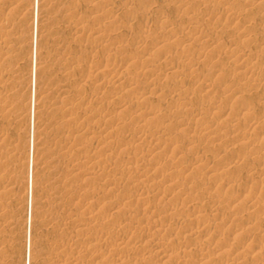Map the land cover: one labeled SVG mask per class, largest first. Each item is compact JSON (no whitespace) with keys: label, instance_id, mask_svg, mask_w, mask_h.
Instances as JSON below:
<instances>
[{"label":"rangeland","instance_id":"1","mask_svg":"<svg viewBox=\"0 0 264 264\" xmlns=\"http://www.w3.org/2000/svg\"><path fill=\"white\" fill-rule=\"evenodd\" d=\"M103 1L107 0H38L37 21L35 20L37 51L34 97H31L30 50L33 0H11L5 13H0V54L4 57L0 59V99L1 105L7 106L0 113V132H5L0 141V173L4 181L6 175L8 178L10 174L9 177L13 178L6 188L7 195L0 198V208L5 205L0 214V222L4 224L0 229V238L7 241L2 240L3 254L0 256V264H53L57 258L52 254L51 245L57 241L65 245V254L62 253V256L68 263L112 264L114 258L109 255L113 256L114 251H118L113 257L126 259L135 252L138 254L137 259L131 260L129 264H161L153 250L155 245L151 244V240L156 238L157 242L154 243L166 240V249L170 253H176L179 260L194 259L202 252L210 260L213 258V262L217 264H240L239 261L242 260L262 261L264 208L257 211L253 223L258 230L252 231V245L248 249L231 256L216 253V246L229 238L228 230L233 227L230 216H239L246 207L242 203L231 207L226 201H221L225 198L223 191L212 188L210 182L219 178L233 179L236 183L233 187L235 192L249 183L264 188V63L257 60L264 58V7L251 9L248 0H108L114 9V13L109 16L105 13L109 7L106 8ZM203 2L218 4L235 12L239 17L236 29H223L217 24L213 25L212 21L200 18L202 10L198 6ZM190 15L198 17L193 23L197 28L218 29L215 46L205 48L206 38L193 36L186 29ZM78 17H83L84 20L78 22ZM143 24L147 26L149 34L143 39V47L138 49L134 46L131 35H138L139 26ZM78 26L83 27L84 34L73 33L72 29L79 28ZM247 27H250L248 37L251 38L242 40L240 33L243 34ZM95 29L103 34L105 42L98 43L95 37L87 35L89 30ZM186 36H189L190 42L182 44L181 39L187 38ZM234 43L236 44L233 45ZM230 50L242 51L240 55L246 53L245 56L242 54L245 63L249 62L247 67L253 69L257 76H239L241 70H235V65L232 64L234 62L229 56V53L232 54ZM128 54L133 60L125 61L121 67L120 83L123 81V84L118 91L111 83H107L110 79L107 75L101 78L100 70L104 67L106 69L121 56L129 58ZM195 54L197 57L202 56V60L199 65L191 67L188 64ZM216 55L223 61L216 67L218 70L213 68ZM145 61L148 68L142 70ZM174 64L179 65L180 70L177 65L173 67ZM193 70L202 74H198L202 77H198L200 80L197 78L196 82L192 77ZM215 72L223 73L231 80L237 78V93L231 100L224 99L231 92L224 90L226 85L215 86L212 93L200 92L205 85L215 83L219 75ZM82 75L83 79L81 77L82 80L74 84L73 89L72 84ZM130 83L136 88L134 92L128 86ZM178 83L180 86H177ZM102 84L105 85L100 89ZM220 90H223V95ZM71 93H76L75 95L88 101L94 108L90 109L80 103L67 105L65 98L72 95ZM123 102H127L125 106ZM31 105L34 106L35 114L34 133L29 130ZM65 106L73 108L74 118L68 124L62 114ZM143 106L154 108L158 114L156 112L154 116L143 117ZM243 106L250 107L256 119H259L252 128L243 129L242 125L234 128L231 125L241 123L244 119V115L237 112ZM188 107L190 110L193 108L198 115L187 117L183 121L181 117L185 114L182 112ZM178 114L181 117H177ZM201 117L202 121L199 120ZM202 125L209 127L205 129ZM210 129L214 131L210 132ZM192 136L202 137L203 140L200 138L192 142ZM149 137H152V141ZM153 137L164 138L166 142L173 143L172 148L179 150L178 158H175L172 148L155 151L157 148ZM110 140H113L111 145L108 144ZM29 141L33 143L30 162L24 157ZM248 142L249 145H245ZM114 143L117 147L113 146ZM63 144H70V147L65 150ZM19 147L23 149L20 150ZM195 155L205 159L212 157V163L209 161L201 165L195 164L189 173L182 174L179 168L181 165L178 164L191 161ZM135 161L147 163L146 169L132 172L129 174L130 179L117 180V176L126 175L125 171ZM77 164L80 166L78 170L74 169ZM28 165H32L31 198L27 189ZM98 175L100 176L97 177ZM132 178L139 180L138 183L132 184ZM107 179L115 182H108ZM62 188L70 191L66 200L59 198ZM230 192L227 191L228 194ZM74 193L80 197L74 199ZM145 196L147 205H142L137 200ZM89 202L94 206L88 208ZM114 206L116 210L111 215L110 209ZM215 207L217 210L213 211ZM131 214L140 218L137 222L134 221L137 224L128 220ZM189 214L203 215V220L211 225L218 224L224 218L227 223L222 226L223 236H218L211 245L199 251L192 245L191 250L184 247L186 238L183 235L194 226L184 222ZM89 220L105 224L98 231L105 238L103 244L92 240L95 233L91 231L79 233L78 224ZM156 221L170 226L169 230L156 233L152 227L157 224ZM110 230L118 232L111 235L113 240ZM119 237L127 239L124 248L115 247ZM256 243L263 249L262 256H256L250 250ZM242 244L237 247L240 248ZM136 246L140 248L136 250ZM101 254H104L101 263H91ZM169 263L172 264L170 261L163 264Z\"/></svg>","mask_w":264,"mask_h":264},{"label":"bare ground","instance_id":"2","mask_svg":"<svg viewBox=\"0 0 264 264\" xmlns=\"http://www.w3.org/2000/svg\"><path fill=\"white\" fill-rule=\"evenodd\" d=\"M10 1L11 0H0V13H5V8H6V6L7 5H9L8 3H10ZM128 1V0H127ZM226 1V0H225ZM224 1V2H225ZM244 1V0H243ZM250 3H249V7L252 9V8H254V7H257V6H263L264 7V1L263 0H248ZM247 1V2H248ZM129 2V1H128ZM127 2V3H128ZM131 2V1H130ZM206 2V1H205ZM227 2H228V0H227ZM226 2V4H228ZM126 3V2H125ZM245 3V2H244ZM103 4H105V6H106V8L107 7H109L106 11H105V13H107V14H109V16H110V14H113L114 13V9H113V7H111L110 5V3H109V1L107 0V1H103ZM220 4H223V2L222 3H220ZM226 4H225V6H226ZM241 4H242V1H241ZM38 5V0H33V26H32V33H31V46H30V50H31V55H32V61H31V97H34V90H35V88H34V83H35V74H36V51H37V40H36V35H37V22H35V20H36V18H37V6ZM129 5V4H128ZM127 5V6H128ZM182 5H184V4H182ZM185 5H186V3H185ZM247 5V4H246ZM245 5V6H246ZM125 6V5H124ZM244 6V7H245ZM198 7H201L200 9L202 10V14L199 16L200 18H202L204 21H212V23H213V25H215V24H217L220 28H223V29H232V28H235L236 27V25H237V23L239 22V17H238V15H236V13L235 12H233L232 10L230 11V9H227V8H225V7H223V6H220V5H215V4H209V3H201ZM232 7V6H231ZM247 7V6H246ZM124 8V7H123ZM129 8V7H128ZM127 8V9H128ZM238 9H240V7L238 8ZM237 9V10H238ZM245 9V8H244ZM115 10H116V8H115ZM121 10V9H120ZM119 9H118V11H120ZM123 10V9H122ZM246 10H247V8H246ZM127 11V10H126ZM245 11V10H244ZM243 11V13H245ZM104 13V14H105ZM201 13V12H200ZM199 13V14H200ZM198 14V15H199ZM241 14H242V12H241ZM197 15V14H196ZM197 15V16H198ZM244 15V14H243ZM242 15V16H243ZM107 16V15H106ZM0 17H2V16H0ZM247 17V16H246ZM196 18H198V17H196ZM196 18H195V15H190L189 17H188V19H189V25H187V28L186 29H188V30H190L191 32H192V34H193V36L195 35V36H197V37H200V38H206V41H205V43H204V45H205V48H206V46H207V48L208 47H212V46H215V44H217V42H216V40L217 39H215V37H216V35H217V30H213V29H210V30H203V29H201V28H197L196 26H194V22L196 21ZM241 18V17H240ZM4 19V18H3ZM86 19V18H85ZM195 19V20H194ZM247 19V18H246ZM1 18H0V22H1ZM78 22H81V21H83L84 20V18L83 17H78ZM80 20V21H79ZM93 20H95L94 18H93ZM37 21V20H36ZM3 22V21H2ZM251 22V21H250ZM4 23V22H3ZM7 23V22H6ZM5 23V24H6ZM252 23V22H251ZM245 24H246V20H245ZM250 24V23H249ZM256 24V23H255ZM255 24H252L253 26L255 25ZM4 25V24H3ZM2 25V26H3ZM144 25V24H143ZM142 25V26H143ZM244 25V24H243ZM1 26V25H0ZM79 26H81V25H79ZM78 26V27H79ZM139 26V32H138V35H135V36H133V35H131L132 37H133V39H132V42L134 43V46L136 47V48H138V49H141L142 47H143V39L149 34V31H148V29H147V26ZM238 26V25H237ZM252 26V27H253ZM181 28V27H180ZM214 28H216V27H214ZM239 28V27H238ZM5 29H6V27H5ZM151 29V28H150ZM236 29V28H235ZM239 29H242V27L241 28H239ZM243 29H244V27H243ZM248 29H250V27H247L246 29H245V31H243L244 33L242 34V33H240L241 34V39L242 40H244V39H246L247 37H248V33H249V30ZM73 30V33L74 34H76V35H80V34H84L85 32H84V30H83V27H79V28H77V27H74V29H72ZM170 30H172V29H170ZM184 30H185V28H184ZM190 32V33H191ZM240 32V31H239ZM238 32V33H239ZM9 34V33H8ZM191 34V35H192ZM250 34V33H249ZM6 35V34H5ZM5 35H3V36H5ZM87 35H90V36H93V37H95L96 38V40H98V43L99 42H101V43H103V42H105L106 41V39L104 38V36H103V34H101L99 31H97L96 29H95V31L94 30H89L88 31V33H87ZM184 35V34H183ZM185 35H187V34H185ZM218 36V35H217ZM187 38H184V39H181V43L182 44H188L189 42H190V40H189V36H186ZM192 37V36H191ZM236 37V36H235ZM1 38V37H0ZM109 38V37H108ZM182 38V37H181ZM200 38H199V40H200ZM218 38V37H217ZM248 38H251V37H248ZM176 39V38H175ZM171 40V39H170ZM176 40H178V39H176ZM131 41V40H130ZM180 41V40H179ZM202 41V40H201ZM251 41H252V39H251ZM1 42V41H0ZM97 42V41H96ZM170 42V41H169ZM4 43V42H3ZM2 44V43H1ZM230 44H231V42H230ZM236 43H234L233 45H235ZM6 45V44H5ZM8 45V44H7ZM232 45V46H233ZM3 46V45H2ZM218 46H219V44H218ZM238 46V45H237ZM225 47V46H224ZM239 47V46H238ZM7 48V47H6ZM147 48V47H146ZM223 48V47H222ZM240 48V47H239ZM213 49V48H212ZM225 49H227V47H225ZM224 49V50H225ZM238 49V48H237ZM1 50V49H0ZM217 50V49H216ZM228 50V49H227ZM5 51V50H4ZM217 51H219V50H217ZM1 52V51H0ZM124 52V51H123ZM123 52H121V53H123ZM213 52V51H212ZM230 52H231V50H230ZM239 52V53H238ZM242 52V51H241ZM240 51H236V50H232V54H230L229 53V56H230V58L233 60V62L234 63H232V64H234L235 66V70H241V73H240V75L239 76H244V77H246L247 75H249V74H251V75H256L257 76V74H256V72H254L253 71V69H250L249 67H247V64L249 63H245V58H244V56L246 55V53H242L244 56H242V54L240 55V53H241ZM243 52H244V50H243ZM203 53H204V51H203ZM214 53V52H213ZM221 53V52H220ZM3 54V53H2ZM216 54V53H215ZM214 54V55H215ZM221 54H223V52L221 53ZM249 54V53H248ZM4 55H5V52H4ZM121 55V54H120ZM127 55V54H126ZM125 55V56H126ZM129 55V54H128ZM200 55V54H199ZM131 55H129V58H128V56L127 57H124V56H121V57H119V59H116V60H114V61H112L111 63H110V65H109V67H107L106 69H105V67L102 69V70H100V75H101V78H102V76H105V75H107L108 76V78H110L109 79V81L107 82V83H111V85H113L114 87H115V89H117L118 91H120V89H121V84H123V81H122V83H120V81H121V72H120V70H121V67L123 66V63L126 61H129L130 59H132L131 57H130ZM178 56V55H177ZM222 56V55H221ZM228 56V57H229ZM253 56V55H252ZM3 56L0 54V59L2 58ZM176 57V56H175ZM202 57V56H201ZM201 57L200 56H198L197 57V55L195 54V56L193 57L194 59H191L190 61H189V66H191V67H194V66H196L198 63H200V61L202 60L201 59ZM214 57H217V55L216 56H214ZM251 57V56H250ZM250 57H248V60H250L249 58ZM4 58V57H3ZM252 58V57H251ZM254 58H256V56L254 57ZM257 58H259V57H257ZM168 59V58H167ZM190 59V58H189ZM188 59V60H189ZM216 59V58H215ZM7 60V59H6ZM133 60V59H132ZM150 60V59H149ZM174 60V59H173ZM181 60V59H180ZM179 60V61H180ZM224 60V59H223ZM253 60V59H252ZM258 61H260V62H262V63H264V58H261L260 57V59H257ZM169 61H171V60H169ZM187 61V60H186ZM205 61V60H204ZM203 61V62H204ZM2 62V61H1ZM5 62V61H4ZM178 61H176V63H177ZM202 62V63H203ZM221 62H223L222 61V59H221V57L219 56V57H217V59L214 61V66H213V68H215L216 69V67L218 66V65H220V63ZM259 62V63H260ZM131 63V62H130ZM258 63V62H257ZM1 64V63H0ZM127 64V63H126ZM168 64H170V63H168ZM178 64V63H177ZM177 64H174L175 66H173V67H176V65ZM183 64V63H182ZM185 64V63H184ZM183 64V65H184ZM199 65V64H198ZM105 66V65H104ZM151 66V65H150ZM170 66H172V65H170ZM178 66V68L180 67L179 65H177ZM126 67V66H125ZM173 67H171V68H173ZM233 67V68H234ZM139 68H141V66L139 67ZM148 68V64H147V61H145V65H143V67H142V70L143 69H147ZM156 69V68H155ZM174 69V68H173ZM255 69V68H254ZM95 71H96V69H94ZM179 70H180V68H179ZM216 70H218V69H216ZM91 71V70H90ZM140 71V73H141V70H139ZM152 71V70H151ZM213 71H215V70H213ZM212 71V72H213ZM143 72V71H142ZM153 72V71H152ZM179 72V71H178ZM191 72H194V73H192L193 75H192V77H193V79H195V82L197 81L196 79L198 78V77H202V76H200V75H198V74H201V73H196L197 72V70H193V71H191ZM219 72H220V70H219ZM95 73H97V72H95ZM215 73H217V72H215ZM214 73V74H215ZM259 73V72H258ZM98 75H99V73H97ZM175 74V73H174ZM179 74V73H178ZM178 74L176 75V76H178ZM217 74H219V73H217ZM223 74V73H222ZM222 74H219L218 75V77H217V79L214 81L215 83H211V84H208V85H205L201 90H200V92H203V94H206V93H208V92H211L212 93V91L215 89V86L216 87H220V86H222V85H226L227 86V90L224 88V90L225 91H227V93H228V91L230 92L228 95H226V97L224 98V99H226V101L227 100H231L232 99V97L234 96V94H236L237 93V89H238V87H237V84H239L238 83V81L236 80H234V79H230V77H228L227 78V76H225L224 74L222 75ZM93 75V74H92ZM91 75V76H92ZM156 75V74H155ZM179 75H181V74H179ZM190 75H191V73H190ZM202 75V74H201ZM261 76V75H260ZM259 76V77H260ZM81 77H82V79H83V75L82 76H79V78L78 79H76L74 82L75 83H73L72 84V87H73V89L75 88L74 86V84H76L78 81H81L82 79H81ZM180 78V77H179ZM184 78H186L185 76H184ZM251 78V77H250ZM261 78V77H260ZM85 79V78H84ZM87 79V78H86ZM94 79H96V78H94ZM100 78H98V80H99ZM203 79V78H202ZM255 79H257V78H255ZM259 79V78H258ZM102 80V79H101ZM189 80V79H188ZM198 80H200V78H198ZM206 80V79H205ZM100 81V80H99ZM103 81V80H102ZM129 81V80H128ZM127 81V82H128ZM182 81H183V79H182ZM181 81V82H182ZM185 81V80H184ZM183 81V82H184ZM251 81H252V79H251ZM104 82V81H103ZM102 82V83H103ZM186 82V81H185ZM213 82V81H212ZM258 82V81H257ZM256 82V83H257ZM262 82H264L263 80H262ZM106 82H105V84H107ZM133 83V82H132ZM187 83V82H186ZM210 83V82H209ZM260 83V82H259ZM105 84H102V85H100V89L102 88V87H104V85ZM131 84V83H130ZM128 85L129 87H131V89H132V91L134 92V90H136V88L134 87V85L133 84H131V85ZM181 84V83H180ZM139 85V84H138ZM128 86H126L127 88H128ZM176 86V85H175ZM177 86H180L179 85V83L177 84ZM8 87V86H7ZM106 87V86H105ZM126 87H124V88H126ZM223 87V86H222ZM135 88V89H134ZM180 89V88H179ZM223 89V88H222ZM177 90H178V88H177ZM177 90H176V94H177ZM174 91H175V89H174ZM179 91V90H178ZM221 92H220V94H222L223 95V93L224 92H222L223 90H220ZM121 92H122V90H121ZM182 92H183V90H182ZM174 93V92H173ZM226 93V94H227ZM72 94V93H71ZM76 94V93H75ZM75 94H72V95H70V96H67L66 98H65V102H66V104L67 105H70V104H72V103H80V104H85V105H87L90 109H92V108H94V106L92 105V104H90V103H88V101H85V99H82V98H80V97H78L77 95H75ZM116 95V94H115ZM144 96V95H143ZM219 96H221V95H219ZM218 96V97H219ZM221 97H223V96H221ZM99 98V97H98ZM216 98H217V96H216ZM175 99H177L176 97H175ZM142 101H143V99H142ZM147 101V100H146ZM221 101V100H220ZM89 102H90V100H89ZM217 102V101H216ZM219 102V101H218ZM1 103H2V99H0V113H2L4 110H5V108L7 107H4L3 105H1ZM5 103V102H4ZM8 103V102H7ZM120 103V102H119ZM124 103V106H125V104L127 103H125V102H123ZM187 102H185V104H186ZM65 104V103H64ZM96 104V103H95ZM94 104V105H95ZM118 104V103H117ZM179 104H180V102H179ZM183 104V102L181 103V105ZM121 105V104H120ZM185 106V105H184ZM210 106V105H209ZM119 107V106H118ZM123 107V106H122ZM144 107V106H143ZM183 107V106H182ZM186 107V106H185ZM105 108V107H104ZM128 108V107H127ZM210 108V107H209ZM240 108V107H239ZM238 108V110H237V112H240V113H242L243 115H244V119L241 121V123H238V124H231L232 126H234V128H235V126H237L236 128H238V126L239 125H242V128L244 129H246V128H252V127H254V125L257 123V119H256V117L254 116V111L250 108V107H245V106H243L241 109H239ZM120 109H121V107H120ZM87 110V109H86ZM102 110V109H101ZM104 111V110H103ZM103 111H101V112H103ZM109 111V110H108ZM125 111H126V109H125ZM123 112V111H122ZM156 112L157 111H155L154 110V108L152 109V108H150V107H144L143 109H142V111H141V114H142V116L143 117H151V116H154V115H156ZM160 112V111H159ZM63 116L66 118V120H67V124H68V122H72L71 121V119H73L74 117H73V108L72 107H70V106H65V108H63ZM93 114V113H92ZM97 114V113H96ZM128 114V113H127ZM157 114H158V112H157ZM182 114H185V116L184 117H181V115L179 116V114L177 115V117L179 116V117H181V118H183L182 120L184 121L187 117H196V115H198L197 113H196V111L194 112L193 111V108H192V110H190L189 109V107L187 108V109H185V112L183 113L182 112ZM173 115V114H172ZM91 116V115H90ZM93 116H95V115H93ZM161 116V115H160ZM176 116V115H175ZM7 117V116H6ZM34 117H35V114H34V106L33 105H31V118H30V126H29V130H32L31 132L32 133H34L33 132V129H34ZM92 117V116H91ZM158 117H159V115H158ZM1 118H3V119H5L4 118V116H2ZM202 118L203 117H201V118H199V120H201L202 121ZM264 118V117H263ZM2 119V120H3ZM77 119V118H76ZM1 120V119H0ZM154 120H155V118H154ZM181 120V119H180ZM181 120V121H182ZM214 120V119H213ZM259 120V119H258ZM6 121V120H5ZM7 121H8V118H7ZM157 121V120H156ZM155 121V122H156ZM180 121V123H183V122H181ZM205 121V120H204ZM203 121V122H204ZM209 121V120H208ZM212 121V120H211ZM217 121V120H216ZM262 120H260V122H261ZM10 122H11V120H10ZM198 122H200V121H198ZM210 122V121H209ZM264 122V121H263ZM8 123V122H7ZM14 123V122H13ZM214 123V122H213ZM217 123V122H216ZM237 123V122H236ZM259 123V122H258ZM262 123V122H261ZM11 124V123H10ZM64 124V123H63ZM62 124V125H63ZM184 124V123H183ZM199 124V123H198ZM201 124H203V123H201ZM209 124V123H208ZM211 124H212V122H211ZM100 125V124H99ZM207 125V124H206ZM216 125V124H215ZM260 125L261 124H259V127H260ZM169 126V125H168ZM203 126V125H202ZM257 126H258V124H257ZM204 127V126H203ZM205 127H207V126H205ZM204 127V128H205ZM209 127V126H208ZM207 127V128H208ZM212 127V126H211ZM258 127V128H259ZM59 127H57V129H58ZM168 128V127H167ZM204 128H202V129H204ZM214 128V127H213ZM166 129V128H165ZM206 129V128H205ZM215 129V128H214ZM214 129H210L209 131L211 132L212 130L214 131ZM231 129H232V127H231ZM230 129V130H231ZM260 129V128H259ZM263 129V128H262ZM2 130V129H1ZM78 130V129H77ZM234 129H232V131H233ZM239 130V129H238ZM261 130V129H260ZM61 131V130H60ZM79 131H81V130H79ZM212 131V132H213ZM263 131V130H262ZM161 132V131H160ZM207 132V131H206ZM5 133V132H4ZM3 133V134H4ZM109 133H111V131L109 132ZM197 133H199V131L197 132ZM3 134H1V132H0V141L3 139V137L4 136H2ZM143 134H145V132L143 133ZM142 134V135H143ZM151 134V133H150ZM200 134V133H199ZM245 134V133H244ZM146 135V134H145ZM205 135H206V133H205ZM243 135V134H242ZM82 136V135H81ZM152 136V135H151ZM190 136V135H189ZM197 136V135H196ZM196 136H192L190 139V141H197V140H200V138H201V140H203L202 139V137H200V138H196ZM109 137H111V135L109 136ZM143 137V136H142ZM141 137V138H142ZM216 138H217V136H215ZM214 137V138H215ZM69 138V137H68ZM108 138V137H107ZM204 138H206V137H204ZM212 138V137H211ZM211 138L209 139V140H211ZM243 138V137H242ZM12 139V138H11ZM105 139H106V136H105ZM114 139V138H113ZM151 139V141H152V137L150 138L149 137V140ZM164 138H159V137H153V143H154V145L156 146V150L155 151H157V150H159V149H164V148H172V146L173 145H171V144H173V143H168V142H166L165 141V139L163 140ZM206 140V139H205ZM215 140L216 139H214L213 141L215 142ZM228 140V139H227ZM229 140H230V138H229ZM108 141V140H107ZM116 140H114V142H115ZM117 141H119V140H117ZM123 141V140H122ZM122 141H121V143H122ZM68 142V141H67ZM95 142H97V139H96V141ZM170 142V141H169ZM113 143V140H110V142L108 143L109 145H111ZM120 143V142H119ZM152 143V142H151ZM152 143V144H153ZM249 145V142L248 143H246L245 145ZM28 147H27V151H26V153H25V156L24 157H26L27 158V161L28 162H30V156H31V154H32V152H33V143L31 144V142L29 141V143H28V145H27ZM113 146H115V143H114V145ZM180 146V145H179ZM185 146V145H184ZM62 147L63 148H65V150L67 149V147H70V144H69V146L67 145V146H64V144L62 145ZM115 147H117V146H115ZM176 147H178V146H176ZM244 147V146H243ZM21 148L22 147H19V149L21 150ZM105 148V147H104ZM181 148L183 149V146H181ZM23 149V148H22ZM62 149V148H61ZM166 149V150H167ZM180 149V148H179ZM60 150V149H59ZM165 150V151H166ZM172 150H174V151H172ZM181 150V149H180ZM61 151V150H60ZM168 151V150H167ZM171 151L173 152V153H175L176 154V157L175 158H178L177 157V155H179V150L177 149V148H172L171 149ZM181 151H183V150H181ZM180 151V152H181ZM78 152V151H77ZM169 152V151H168ZM157 153V152H156ZM175 154H174V156H175ZM156 156V155H155ZM97 157V156H96ZM142 158V157H141ZM140 158V159H141ZM211 159H212V157H211ZM211 159H205L204 157H201V156H196L195 155V157L191 160V161H189V162H183V163H179L178 165H181V167H179V166H177V167H179V168H181V173L182 174H187V173H189L193 168H194V166H195V164L196 165H201V163L203 164V162L205 163V162H208L209 163V161H210V163H212V161H211ZM32 160V159H31ZM91 161H97V159H90ZM142 160V159H141ZM140 160V161H141ZM90 161V162H91ZM138 162V161H135V163L133 162V166H130L128 169H127V171H125V172H127L126 173V175L125 176H120V177H118L117 176V180H127V179H130L129 178V174H131L132 172L134 173V172H138V171H140V170H145L146 169V165L145 164H147V163H145V162ZM180 161V160H179ZM237 162V161H236ZM213 163H214V161H213ZM28 164V163H27ZM80 164V163H79ZM84 165V164H83ZM75 166H76V168H75ZM21 167V166H20ZM27 167V166H26ZM73 167V166H72ZM80 166L77 164V165H74V169H80L79 168ZM83 167V166H82ZM178 168V169H179ZM0 169H1V166H0ZM28 177H27V179H28V182H27V189H28V191H29V196H30V198H31V191H32V177H31V175H32V165L30 166V165H28ZM71 171V170H70ZM75 171V170H74ZM2 172V171H1ZM5 171H3V173H4ZM99 172V171H98ZM80 173V172H79ZM104 174H105V171H104ZM117 174V173H116ZM118 174H120V173H118ZM124 174V173H123ZM10 175V174H9ZM9 175H8V178L5 176V180L6 181H4V179L2 178V174L0 173V198L2 197V196H5V195H7V193L8 192H6V188L8 187V185H9V182L11 181V180H13V178L12 177H9ZM78 175H81V174H78ZM77 175V176H78ZM103 174H101V176H102ZM106 175V174H105ZM122 175V174H121ZM100 175H98L97 177H99ZM116 176V175H115ZM143 176H146V175H144L143 174ZM76 177V176H75ZM111 177V176H110ZM113 177V176H112ZM133 177V176H132ZM3 179V180H2ZM73 179V178H72ZM136 179V178H135ZM135 179L133 180V178L131 179V182H132V184H135L136 182L138 183V181H135ZM146 179V178H145ZM169 179V178H168ZM167 179V180H168ZM171 179V178H170ZM167 180H166V182H167ZM107 181H108V179H107ZM110 182L112 181L113 183L115 182L113 179L112 180H109ZM108 181V182H109ZM144 181H147V180H144ZM164 181V180H163ZM121 182V181H120ZM124 182V181H123ZM126 182V181H125ZM134 182V183H133ZM170 182H172V181H170ZM129 183V182H128ZM161 183H162V185H163V182L161 181ZM11 184V183H10ZM19 184V183H18ZM143 184V183H142ZM35 185V184H34ZM116 185V183L114 184V186ZM138 185V184H137ZM158 185V184H157ZM175 185V184H174ZM139 186V185H138ZM144 186V185H143ZM159 186V185H158ZM210 186L212 187V188H218V190L219 189H221L222 191H223V196L225 197L224 199H222L221 201H226L227 203H228V205H230L231 207H234L236 204H243V205H245V211L243 212V213H241L239 216L237 215V216H230L231 218H230V222H231V224H232V228H229V230H228V233H227V235H229V238L227 239V240H225L224 241V243L223 244H218V246H216L217 247V250H216V253L217 252H220V254H223V255H225V256H231V255H238V252L240 251H243V250H245V249H248L251 245H252V241H251V234H252V231H257L258 230V228H255L256 226V224H254L253 222H254V220L256 219V217H257V211L260 209V208H264V188H263V186H260V185H252V184H245V188H243L242 190H239V191H237V192H235V190H234V188L233 187H235L236 186V183H235V180H233V179H230V178H226L225 180H221L220 178L219 179H213L211 182H210ZM23 187V186H22ZM140 187V186H139ZM157 187V186H156ZM156 187H155V189H156ZM172 187V186H171ZM19 188H21V185H19ZM23 190V189H22ZM7 191H10V190H7ZM69 191V190H68ZM67 190H64V188H62L61 189V192L59 193V195H60V199L61 200H64L67 196H69V192H68ZM227 191L228 192H230V194H233L232 196H230V194H228L227 193ZM79 193V192H78ZM155 195V194H154ZM158 195V194H157ZM161 195H162V193H161ZM73 198L75 199V197L77 198V196H78V194L77 193H74L73 195ZM159 196V195H158ZM78 197H80V196H78ZM112 197V196H111ZM210 197V196H209ZM217 197H218V195H217ZM163 198V197H162ZM3 199V198H2ZM70 199H72V198H70ZM157 199V198H156ZM66 200V199H65ZM0 201H2V200H0ZM137 201H139L142 205H147V196H145V197H141L140 199H138ZM78 202H79V200H78ZM81 202V201H80ZM136 202V201H135ZM3 203V202H2ZM72 203V202H71ZM212 203H213V201H212ZM87 204V203H86ZM114 205V204H113ZM141 205V207H143ZM5 206V205H4ZM4 206H3V208H0V214H2V209H4ZM31 206V205H30ZM94 205L92 204V203H90L89 202V204H88V208H91V207H93ZM110 206V205H109ZM116 206V205H115ZM113 207L112 209H110V214L112 215V213L116 210V207ZM192 208H193V206L192 205H190ZM1 207V206H0ZM110 208V207H109ZM105 209V208H104ZM215 210H217V208L215 207L214 209H213V211H215ZM4 211V210H3ZM89 211V210H88ZM213 211H211V213L213 212ZM83 213H84V211H83ZM193 213H196V212H193ZM66 215V214H65ZM127 215H129V214H127ZM202 216L203 215H200V214H189L187 217H185L184 218V222H186V223H189V224H194V226H191L188 230H186V232L184 233V235H183V237L184 238H186V240H184V243H185V245H184V247H186V248H190V245H192V246H194V247H196V248H198V251L199 250H202V249H204V248H206L208 245H211L210 243L213 241H215L216 239H217V237L218 236H223V231H222V226L223 225H225L227 222L226 221H224V218H221V220H219V223L218 224H216V225H211V224H209V223H207L205 220H203V218H202ZM88 217V216H87ZM3 219H4V216H3ZM86 219V218H85ZM140 218L138 217V216H136L135 214L134 215H130L129 217H128V220H130V221H132V222H134V221H138ZM143 219H145V218H143ZM143 219H142V222H143ZM160 219V218H159ZM165 219V218H164ZM92 220H89L88 222H84L83 224H78V230H79V233L80 232H86V230L89 232V231H91L92 233H95V236L93 237V235H92V237H93V241L95 242V243H102L103 244V241L105 240V238L104 237H102L103 235H101V234H98V231L103 227V226H105V224L104 223H101V222H94V221H92ZM3 222H4V220H3ZM6 222V221H5ZM68 222V221H67ZM136 222H134V223H136ZM141 222V221H140ZM148 222V221H147ZM157 222V221H156ZM64 224V223H63ZM75 224H76V222H75ZM74 224V225H75ZM137 224V223H136ZM3 223L2 222H0V229H2V227H3ZM106 225H107V223H106ZM242 225H245V227H242ZM76 226V225H75ZM138 226H140V225H138ZM143 226V225H142ZM141 226V229L143 228ZM120 227H122V226H120ZM119 227V228H120ZM145 227V226H144ZM152 227H154V229H155V231H156V233H158L159 231H163V232H165V230H169V227L170 226H168L167 224H163V223H161V222H157V224H155L154 226H152ZM146 228V227H145ZM144 229V228H143ZM120 230V229H119ZM2 231V230H1ZM0 231V232H1ZM113 230H110L109 232H111L110 233V237H111V235H113L114 233L115 234H118V232H112ZM147 231V230H146ZM106 232V231H105ZM130 232V231H129ZM107 233V232H106ZM178 233H180V231L178 232ZM183 233V232H182ZM66 234V233H65ZM85 234V233H84ZM109 234V233H108ZM105 235V234H104ZM107 235V234H106ZM125 235V234H124ZM261 235H264L263 233H261ZM127 236V235H126ZM148 236H150V235H148ZM134 237V236H133ZM147 237V236H146ZM74 238V237H73ZM112 238V237H111ZM155 238V237H154ZM70 239V238H69ZM68 239V240H69ZM162 239V238H161ZM2 240H4V239H1L0 238V256L3 254V252H1V248L3 247V245H2ZM81 240V239H80ZM112 240H113V238H112ZM111 240V241H112ZM156 240H157V238H156ZM156 240H151V244H152V246L153 245H155L154 246V251H155V256H157L158 257V259H159V261L161 262V264H163V263H165V262H168V261H170V262H172V264L173 263H175V264H217V263H214L213 261V258H212V260H210V258L207 256V255H205L204 253H198L197 254V256H196V258H194V259H190V260H188V261H186V260H179V256L178 255H176V253H170V252H168V250L166 249V240L163 242V241H159L158 243H154V241L155 242H157ZM4 241H6V240H4ZM57 241V240H56ZM65 241H66V239H65ZM126 241H127V239H125V237L124 238H122V237H119V238H117V241H116V245H115V247H123L124 246V244H126ZM131 241V240H130ZM221 241V240H220ZM220 241H218V243L220 242ZM7 242V241H6ZM109 242H110V240H109ZM168 242V241H167ZM72 243V242H71ZM144 243V242H143ZM154 243V244H153ZM241 243H243L242 245H241V247L240 248H238L237 246L239 245V244H241ZM4 244V243H3ZM67 244V243H66ZM107 244V243H106ZM111 244V243H110ZM69 244H67V246H68ZM112 245H114V244H112ZM143 245V244H142ZM170 245V244H169ZM51 246H53V247H51V250H52V254L54 255V257L55 258H57V260H55V261H53L52 263L53 264H76L75 262H71V261H69V263L68 262H66L65 261V259H64V257L62 256V253L64 252L63 250L65 249V245L62 243V242H55V244L54 245H51ZM30 247V245H28V248ZM108 247V246H107ZM113 248V247H112ZM124 248V247H123ZM138 248H140V247H138ZM137 248V246H136V250L138 249ZM120 249V248H119ZM143 249V248H142ZM29 250V249H28ZM73 250V249H72ZM82 250V249H81ZM92 250H93V248H92ZM107 250H109L108 248H107ZM127 250V249H126ZM190 250H191V248H190ZM250 250H252L253 252H254V255H260V256H262L263 255V249H262V247H261V245H259V244H257L256 243V245L255 246H252L251 247V249ZM83 251H85V250H83ZM97 251H98V249H97ZM97 251H95L94 250V252H97ZM133 251V250H132ZM140 251V250H139ZM142 251V250H141ZM29 252V251H28ZM69 252V251H68ZM90 252V251H89ZM92 252V255H94L93 253V251H91ZM99 253H102V252H100V251H98ZM97 252V253H98ZM115 253H117L118 251H114ZM135 252V251H134ZM98 253V254H99ZM115 253H113L114 255H115ZM181 253V252H180ZM184 253H186V252H184ZM188 253V252H187ZM63 254H65V253H63ZM88 254V253H87ZM118 254V253H117ZM144 254V253H143ZM52 255V256H53ZM56 255V256H55ZM84 255V254H83ZM82 255V256H83ZM90 255V254H89ZM104 256V254H101L100 256H96L95 258V260H93V262H91V263H101L102 261H103V256ZM107 255V254H106ZM113 255V256H114ZM142 255V254H141ZM141 255H139V256H141ZM154 255V254H153ZM212 255V254H211ZM51 256V257H52ZM113 256H110L109 255V257H112V258H114L113 260H112V264H129L130 263V261L131 260H133V259H137L136 257L138 256V254L135 252V253H133V255L131 256V257H128V258H124V257H113ZM122 256V255H121ZM127 256V255H126ZM185 256H183V258H184ZM79 258V257H78ZM91 258H92V256H91ZM139 258V257H138ZM141 258H143V256L141 257ZM215 258V257H214ZM263 258V260L262 261H253V260H251V261H247V260H242V261H239V263L240 264H257V263H260V264H264V257H262ZM46 259V258H45ZM180 259H181V256H180ZM185 259H187V258H185ZM140 260V259H139ZM106 261V260H105ZM104 261V262H105ZM108 261H110V260H108ZM132 262V261H131ZM141 262V261H140ZM105 263H107V261L105 262ZM238 263V262H237ZM78 264H82L81 262L80 263H78ZM137 264V263H136ZM170 264V263H169Z\"/></svg>","mask_w":264,"mask_h":264}]
</instances>
